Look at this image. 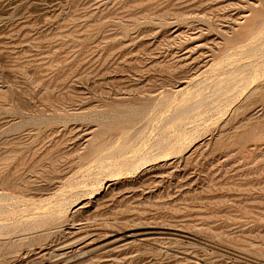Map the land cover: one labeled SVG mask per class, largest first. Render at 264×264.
I'll return each instance as SVG.
<instances>
[{"label":"rangeland","instance_id":"1","mask_svg":"<svg viewBox=\"0 0 264 264\" xmlns=\"http://www.w3.org/2000/svg\"><path fill=\"white\" fill-rule=\"evenodd\" d=\"M0 264H264V0H0Z\"/></svg>","mask_w":264,"mask_h":264}]
</instances>
